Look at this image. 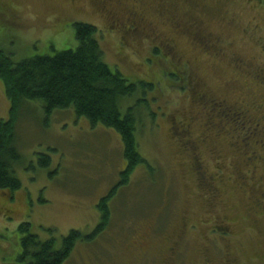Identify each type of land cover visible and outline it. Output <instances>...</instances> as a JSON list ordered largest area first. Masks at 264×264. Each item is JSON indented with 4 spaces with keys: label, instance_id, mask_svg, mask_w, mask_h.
<instances>
[{
    "label": "rangeland",
    "instance_id": "1",
    "mask_svg": "<svg viewBox=\"0 0 264 264\" xmlns=\"http://www.w3.org/2000/svg\"><path fill=\"white\" fill-rule=\"evenodd\" d=\"M0 1L8 7V19L0 17V45L14 62L77 47L74 25L89 23L99 28L110 67L132 83L154 86L145 99L138 93L126 105L146 101L141 103L144 109L136 136L141 155L155 171L138 166L110 203L109 229L95 242L80 241L65 264H165L168 260L207 264L208 258L214 264H264V221L254 217L251 189L244 191L233 178L234 171H245L244 156L231 148L228 139L209 138L199 145L202 172L215 174L220 163L225 172L224 183H217L220 195L215 201L193 167L196 154L189 155L191 151L185 150L171 130V115L191 118L198 104L178 78L174 64L160 56L150 59L156 43L144 38V45L132 51L129 41L120 49L122 38L100 13L101 0ZM145 1L150 24L165 40H171L176 57L204 88L231 102L242 92L243 96L250 92L248 82L229 61L239 55L250 64L251 72L264 70V0ZM132 4L133 0H116L112 7L125 12ZM167 9L172 18L162 15ZM176 19L184 24V31L172 24ZM194 30L213 34L228 50L226 57L215 58L195 44ZM10 109L0 80V123L10 118ZM18 121L15 143L22 159L15 170L23 188L11 199L0 196V264H16L21 249L18 229L23 223L30 222L42 240H48V230H53L59 244L74 230L84 235L94 232L102 218L97 205L116 187L127 164L115 129L93 127L71 109L47 117L40 103L29 101L21 108ZM202 130L195 124L192 135L201 137ZM43 155L52 158L49 168L39 164ZM9 208L14 210L12 216H3ZM225 216L236 222L233 230L241 237L213 246L210 222ZM141 233L149 238L140 254ZM174 243L178 255L165 256L162 251ZM220 246L224 251L218 253Z\"/></svg>",
    "mask_w": 264,
    "mask_h": 264
},
{
    "label": "trees",
    "instance_id": "2",
    "mask_svg": "<svg viewBox=\"0 0 264 264\" xmlns=\"http://www.w3.org/2000/svg\"><path fill=\"white\" fill-rule=\"evenodd\" d=\"M162 15L174 16L169 9ZM74 29L77 47L55 52L54 55H36L14 62L0 45V80L11 103L10 118L0 123V196L6 195L11 199L23 188L15 170L22 159L15 142L21 108L29 101L40 103L47 117L71 109L77 118H86L93 127L101 125L115 129L122 140L123 157L127 164L116 187L97 205L102 218L94 232L84 235L74 230L59 244L53 230H48L51 236L48 240H42L32 231L30 222L23 223L18 229L21 249L16 264H65L80 241L95 242L109 229L112 222L110 203L120 188L127 186L138 166L145 165L149 171H155L141 155L136 136L139 115L144 109L141 103L146 104V101L138 100L133 106L126 105L138 93H143L145 99L147 90L152 91L154 86L147 82L132 83L107 64L99 28L76 22ZM181 30L184 31V28ZM188 31L191 32L190 29ZM202 35L213 37V34L205 32ZM158 46L153 44L150 59L155 60L157 56L163 58L164 49ZM51 163L49 155L39 159L43 168H49Z\"/></svg>",
    "mask_w": 264,
    "mask_h": 264
},
{
    "label": "flooded vegetation",
    "instance_id": "3",
    "mask_svg": "<svg viewBox=\"0 0 264 264\" xmlns=\"http://www.w3.org/2000/svg\"><path fill=\"white\" fill-rule=\"evenodd\" d=\"M115 2L116 0H101L102 10H100V13L107 20H110L108 22L109 28L117 29L114 33L122 38V42L119 43L120 49L122 45L127 47V41H129L130 47L128 49L132 51L133 48L144 45V38L146 42L151 40L152 43H157L164 49L163 61L167 62L169 60L171 64H174L179 74L178 78L184 82V85L195 96L194 102L198 104L197 110L191 115V118H185L177 113L171 115V130L176 139L183 141L185 150H189V153L191 151L189 155L196 154L193 167L197 174H200L198 178L202 180L206 188L210 187V194L214 196L216 201L220 195L217 183L219 180L224 183L225 172L220 167L221 163L216 166L218 171L215 174L202 172L204 168L202 157L199 155V145L215 138L228 139L231 148L244 156L246 166L245 171H234L233 178L237 182L240 181V188L244 191L251 189L252 199L250 200L255 211L254 217L264 221V70L251 72L250 64L239 55H234L229 63L236 70V74L248 82L250 92L246 96H243L244 92H242L240 94L242 96L237 101L231 102L227 96H219L216 92L204 88L197 76L188 71V66L176 57L175 49L172 43L169 42L171 40H165L154 28V25L150 24L148 18L149 8L145 0H133V4L125 12L124 9L121 12H116L112 7ZM7 8V5L0 1V17L8 19ZM172 24L179 25V28L184 27L179 24L177 19ZM195 30L192 33L194 41H196L195 44L202 43L203 45L200 44L202 48L213 54L215 58L226 57L228 50L221 45V41L215 40L211 35H202L203 30H200L199 33H195ZM149 32L151 39L148 37ZM158 40L160 41L158 42ZM195 124L200 125V128L203 129L201 137L196 138L192 135L191 129ZM200 186L202 187V185ZM205 186L203 187L205 188ZM13 213L14 210L9 208L8 214L3 216L10 217ZM210 224L209 233L213 246L215 242L225 241L228 243L241 237L233 230V225L236 222L226 216L224 219L220 218L218 222L212 221ZM249 231L252 232V229ZM222 234L225 237L221 236ZM219 236L220 238L217 239L216 237ZM138 238L140 243L137 248L141 254L145 250L143 246L149 237L146 233H141ZM178 248V244L174 243V245L164 249L162 253L165 256L172 257L178 255ZM223 251L222 246H220L218 253ZM170 259L172 262L175 261L174 258ZM165 264L172 263L168 260ZM207 264H214V262L208 258Z\"/></svg>",
    "mask_w": 264,
    "mask_h": 264
}]
</instances>
